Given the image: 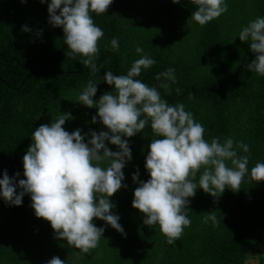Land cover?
Listing matches in <instances>:
<instances>
[{"label": "trees", "instance_id": "obj_1", "mask_svg": "<svg viewBox=\"0 0 264 264\" xmlns=\"http://www.w3.org/2000/svg\"><path fill=\"white\" fill-rule=\"evenodd\" d=\"M226 3L224 14L200 26L190 20L195 5L189 0H113L105 14L91 13L104 35L97 44L100 71L90 74L79 54L65 56L70 50L62 28L48 23L47 3L0 0V178L5 170L9 177L20 173L24 178L22 158L32 132L62 113L71 114L63 126L69 133L107 131L99 120L91 123L97 109L81 105L77 96L89 79L98 84L94 101L111 92L103 75L109 70L126 74L141 55L137 46L156 61L138 79L157 87L169 104L183 103L203 125L206 140L232 137L246 143L249 170L264 162V76L247 70L255 55L238 38L243 26L264 16V0ZM25 25L30 31L22 30ZM112 38L118 40V52L111 50ZM169 67L176 82H168L165 90L155 77ZM154 138L150 126L127 138L132 152L123 169L127 187L110 198L126 235L94 219L104 227L103 237L89 253L79 254L55 237L48 221L35 216L30 196L18 207L0 200V264H46L53 256L65 264H246L253 254L264 264V181L246 180L239 191L226 189L219 198L197 189L188 206L191 223L175 245L167 244L158 226L143 224V214L132 207L138 186L132 174L139 170L140 180L150 178L144 165ZM213 212L215 226L205 224V213Z\"/></svg>", "mask_w": 264, "mask_h": 264}, {"label": "clouds", "instance_id": "obj_2", "mask_svg": "<svg viewBox=\"0 0 264 264\" xmlns=\"http://www.w3.org/2000/svg\"><path fill=\"white\" fill-rule=\"evenodd\" d=\"M27 0H21L26 3ZM47 3L48 23L62 28L63 41L70 50L65 56H81L80 63L90 74L100 71L96 63L98 41L103 30L91 13L105 14L113 0H39ZM179 4L180 0H172ZM195 5L193 22L204 26L227 11L226 0H189ZM25 32L30 29L22 26ZM248 42L255 58L246 65L250 72L264 76V16L255 18L238 33ZM111 50L119 51L116 38ZM126 74L106 71L103 81L112 86L98 100L93 99L97 85L91 79L77 96L78 103L97 112L91 123L99 122L107 129L98 133L80 129L69 133L63 127L70 113H62L50 124H41L31 134V143L23 155V179L20 173L9 177L7 170L0 178V200L6 205L20 206L25 195L30 196L31 208L37 218L50 223L54 235L67 242L79 254L89 253L103 237L104 227L94 219L105 222L122 235L120 217L111 210L116 207L110 198L121 189L125 180L123 169L132 159L127 138L142 133L150 126L151 139L145 157L147 181L139 179V170L132 174L138 186L134 189L132 207L143 214V224L158 226L169 245H175L184 229L191 223L187 216L190 198L197 189L219 198L226 189L239 191L246 180L264 181V162H256L249 170V146L232 137L204 138L205 129L196 121L183 103L169 104L157 87H150L137 77L156 61L139 46ZM159 88L168 90L176 82L175 69L167 68L155 77ZM179 91V89H177ZM106 141L117 146L112 151ZM244 153L243 155L239 154ZM106 166H102L105 165ZM19 189V191H17ZM216 224L215 212L205 213L204 223ZM46 264H65L53 256Z\"/></svg>", "mask_w": 264, "mask_h": 264}, {"label": "rangeland", "instance_id": "obj_3", "mask_svg": "<svg viewBox=\"0 0 264 264\" xmlns=\"http://www.w3.org/2000/svg\"><path fill=\"white\" fill-rule=\"evenodd\" d=\"M260 254L264 258V240L260 244ZM246 264H260L259 256L256 254H253L247 261Z\"/></svg>", "mask_w": 264, "mask_h": 264}]
</instances>
